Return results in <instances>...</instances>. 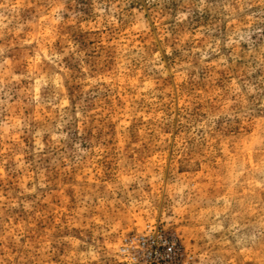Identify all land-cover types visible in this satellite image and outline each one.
Listing matches in <instances>:
<instances>
[{
	"label": "rangeland",
	"instance_id": "rangeland-1",
	"mask_svg": "<svg viewBox=\"0 0 264 264\" xmlns=\"http://www.w3.org/2000/svg\"><path fill=\"white\" fill-rule=\"evenodd\" d=\"M0 264H264V0H0Z\"/></svg>",
	"mask_w": 264,
	"mask_h": 264
},
{
	"label": "built area",
	"instance_id": "built-area-1",
	"mask_svg": "<svg viewBox=\"0 0 264 264\" xmlns=\"http://www.w3.org/2000/svg\"><path fill=\"white\" fill-rule=\"evenodd\" d=\"M173 249H174V248H173L172 245H171V246H168V248H167L168 251H173Z\"/></svg>",
	"mask_w": 264,
	"mask_h": 264
}]
</instances>
